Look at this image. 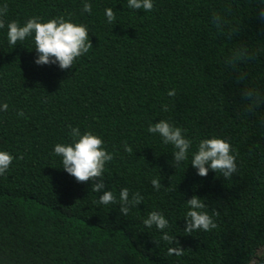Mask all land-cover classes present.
Wrapping results in <instances>:
<instances>
[{"label":"trees","instance_id":"trees-1","mask_svg":"<svg viewBox=\"0 0 264 264\" xmlns=\"http://www.w3.org/2000/svg\"><path fill=\"white\" fill-rule=\"evenodd\" d=\"M85 2L91 13L82 11ZM253 3L153 0L144 11L127 0H0L8 9L0 17V105H8L0 111V151L13 156L0 175V264H264V104L247 112L240 95L243 87L264 93V20ZM229 5L227 19L240 29L232 41L211 23ZM61 16L85 25L92 44L71 69L36 65L33 37L8 43L9 22ZM235 43L257 53L240 66L243 82L224 67ZM159 120L192 141L188 160L176 165L174 147L148 132ZM69 125L100 137L113 154L105 190L143 196L128 215L97 203L102 192H92V182L63 170L54 147L72 142ZM212 137L230 143L236 157L229 180L211 170L200 177L190 164L199 141ZM192 196L209 215L219 212L215 229L183 232ZM152 211L168 219L164 231L179 240L182 256L168 255L162 231L145 227Z\"/></svg>","mask_w":264,"mask_h":264},{"label":"clouds","instance_id":"clouds-1","mask_svg":"<svg viewBox=\"0 0 264 264\" xmlns=\"http://www.w3.org/2000/svg\"><path fill=\"white\" fill-rule=\"evenodd\" d=\"M128 7L134 10L151 11L154 8L153 0H127ZM253 5L257 9V14L261 20H264V0H254ZM7 5L0 7V17L7 13ZM90 3L83 4V12L91 13ZM232 12L231 6H225L224 12H213L211 23L214 25L217 33L230 41L239 34V26L233 25L227 19ZM105 15L109 23L115 20V11L112 7L105 8ZM42 18L32 17L28 19L23 26L16 21L7 24V39L11 46L18 42H23L28 37H33L37 58L34 60L36 65H58L61 70L71 69L74 61L86 54L92 44L89 41L87 27L83 24H75L66 20L64 17H57L40 22ZM5 27L4 20L0 18V29ZM257 53L252 52L248 45L244 43H235L231 53L224 59V67L229 72L237 74V82H243L247 78V73L240 71V66L253 61ZM176 95L175 90H170L168 96ZM241 100L246 102L245 110L252 112L264 104V93L258 89L243 87L241 90ZM8 105H0V111H7ZM167 111V106L163 107ZM17 115L24 116L23 111H18ZM69 136L71 143H58L54 147V153L62 157V168L65 172L75 178L78 183L92 182V192L100 193L97 203L102 205H119V212L126 216L130 210L137 208L143 203V196L139 192L130 194L128 188H121L119 195L105 190L103 174L107 162L114 157L104 147L103 140L92 134L84 132L81 134L78 127L69 125ZM148 132L158 134L163 143L170 144L175 151L172 159L176 165L189 159V151L192 141L184 135V130L175 127L165 120H159L150 124ZM124 150L132 154L130 146L125 145ZM23 159L22 156L17 157ZM13 156L6 151H0V175H4L11 163ZM191 166L196 169V174L200 177H206L209 170L220 173L225 180L237 172L236 157L233 154L230 143L226 140L212 137L201 139L196 145V150L192 152L190 159ZM160 178L151 180V185L155 190H160L162 185ZM188 211L184 216L183 232L191 235L195 231H211L217 227L213 216H218V211H213L211 215L205 211L207 205L197 196H192L186 201ZM145 227L151 229L153 226L162 231V240L171 245L168 248V255L182 256L184 248L180 245L176 236H170L167 231L169 221L160 212L152 211L143 221ZM252 264H257L256 260Z\"/></svg>","mask_w":264,"mask_h":264}]
</instances>
